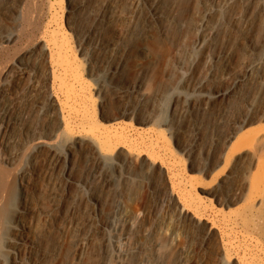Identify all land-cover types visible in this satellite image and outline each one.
Instances as JSON below:
<instances>
[{"label": "rangeland", "instance_id": "obj_1", "mask_svg": "<svg viewBox=\"0 0 264 264\" xmlns=\"http://www.w3.org/2000/svg\"><path fill=\"white\" fill-rule=\"evenodd\" d=\"M0 175V264H264V0H0Z\"/></svg>", "mask_w": 264, "mask_h": 264}, {"label": "bare ground", "instance_id": "obj_2", "mask_svg": "<svg viewBox=\"0 0 264 264\" xmlns=\"http://www.w3.org/2000/svg\"><path fill=\"white\" fill-rule=\"evenodd\" d=\"M99 18L101 17H103L102 15H101V13H99V16H98ZM23 20V19H22ZM10 39V38H9ZM12 39V38H11ZM47 44V43H46ZM58 45V44H57ZM57 45H55L56 47H59V46H61V45H59V46H57ZM62 45H64V44H62ZM43 47V46H42ZM62 47L63 46H61V49H62ZM48 48V50L47 51H49L48 52V54H50L49 56L51 57V58H54L55 57V50H52V48H50L49 49V47H47ZM53 49H54V47H53ZM57 49H59V48H57ZM45 51H46V49H45ZM55 51V52H54ZM70 62V61H69ZM71 63V62H70ZM66 64H67V62H66ZM69 67V66H68ZM68 69V68H67ZM71 69V68H70ZM69 69V70H70ZM68 72V71H67ZM74 73V72H73ZM65 74H67L66 72H65ZM69 74V73H68ZM53 77H54V80H55V78L56 79H58V74L56 73V71H54L53 72ZM58 76V77H57ZM64 77V76H63ZM66 77V76H65ZM61 80H62V77L60 78ZM73 79V78H72ZM59 80V79H58ZM74 80H77V77L74 75ZM76 82V81H75ZM74 82V83H75ZM79 82V81H78ZM65 83H67V82H65ZM74 83L73 84H71L72 85V87L70 88V89H72L71 91L73 92V94H74V91H75V94H76V89L74 88ZM68 85V84H67ZM62 86H64V84H62ZM65 87V86H64ZM76 88H77V90H78V88L79 87H77V85H76ZM83 88V87H82ZM82 88H80V90L83 92L84 90H82ZM68 89H69V87H68ZM70 91V90H69ZM68 91V92H69ZM69 93H71V92H69ZM77 93H79V92H77ZM80 94H81V92H80ZM86 94V93H85ZM78 94H76V96H77ZM84 95V94H83ZM88 95V94H87ZM87 95H85V96H87ZM71 96V95H70ZM72 97V96H71ZM81 97V96H80ZM79 97V98H80ZM83 97V96H82ZM81 97V98H82ZM70 98V97H69ZM68 98V99H69ZM73 98H76L75 97V95L73 96ZM87 98V97H86ZM69 100H71V99H69ZM82 100H84V97H83V99ZM60 101V100H59ZM61 102V101H60ZM53 103V102H52ZM54 105H55V102L53 103ZM58 105H56V109L60 106V108H61V105H59L58 107H57ZM62 109H65V108H62ZM58 112L57 113H59L60 111L59 110H57ZM63 112V111H62ZM61 113V112H60ZM59 113V114H60ZM90 114V113H89ZM62 115V114H61ZM61 115H60V118H61ZM66 116H64V118L62 117L61 119H60V124H61V126H64V127H66L67 128V124H69V120H68V117L67 118H65ZM86 117V116H85ZM59 119V118H58ZM88 119L89 120H93V117L92 116H89L88 117ZM68 121V122H67ZM66 128H64V130L66 129ZM114 131V130H113ZM121 132V131H120ZM91 137V136H90ZM122 137V135H121V133H118V132H108V134H106L105 133V135L103 136V137H100V138H96V137H94L93 138V141H94V143H96L97 145H98V147H99V151H100V153H102V155H109V153H111V152H113L114 151V148H115V146H114V144H113V142H115V140H119L120 138ZM124 137V136H123ZM92 141V140H91ZM116 143V142H115ZM37 146H39V147H43V146H51V148H52V145L54 144V141L52 140V139H44V138H40V139H38V141H37ZM6 187H7V182H6V177H4L3 175H0V193H2L3 192V190L4 189H6ZM115 227V226H114ZM116 227H117V225H116ZM118 228V227H117ZM118 231V230H117ZM119 236V235H118ZM119 246V245H118ZM231 259V258H230ZM244 262H245V260H244ZM241 264V263H240ZM245 264V263H244Z\"/></svg>", "mask_w": 264, "mask_h": 264}]
</instances>
